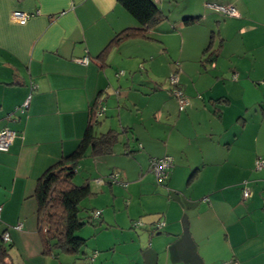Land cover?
Here are the masks:
<instances>
[{
	"label": "crops",
	"instance_id": "obj_1",
	"mask_svg": "<svg viewBox=\"0 0 264 264\" xmlns=\"http://www.w3.org/2000/svg\"><path fill=\"white\" fill-rule=\"evenodd\" d=\"M206 3L233 5L239 18ZM158 6L164 10L166 3ZM194 8L158 24L151 39L112 47L103 59L113 37L136 26L117 0H0V131L16 135L0 153V244L7 262L264 264V167L255 170L264 159V0H194ZM14 11L32 17L19 25ZM183 17L200 21L184 27ZM213 34L223 40L219 56L201 64ZM85 57L87 65L80 63ZM175 73L188 102L183 111L170 92ZM29 95L27 109L16 111ZM93 105L103 109L94 131L119 137L110 155L80 163L82 183L93 187L97 202L83 210L101 213L96 235L119 197L124 227L132 221L141 227L96 237L89 253L44 256L37 181L76 148ZM164 156L173 167L158 184L149 162ZM110 174L119 184L108 183ZM157 223L163 226L152 233ZM5 233L9 241L2 243Z\"/></svg>",
	"mask_w": 264,
	"mask_h": 264
},
{
	"label": "trees",
	"instance_id": "obj_2",
	"mask_svg": "<svg viewBox=\"0 0 264 264\" xmlns=\"http://www.w3.org/2000/svg\"><path fill=\"white\" fill-rule=\"evenodd\" d=\"M117 3L133 18L136 26L116 34L101 52L99 57L103 59L112 47L128 39H151L150 31L158 24L168 20V17L162 13L153 0H117ZM199 21L200 17H183L181 24L184 27H190ZM222 41L219 34H213L210 37L201 64L212 65L215 63L222 47ZM100 109L94 105L89 109L87 126L76 148L49 167L37 181L33 197L37 206V232L44 256L54 255L57 257L59 254L75 255L79 253L85 246L86 240L76 237L75 233L86 224L93 226L102 224V221H99L101 214L99 211H92L85 217L80 216V203L94 194L90 190L88 181L79 185L72 181L82 160L108 156L118 142L119 133L113 130L100 134L94 131L97 113ZM110 176L111 174L108 177ZM108 183L111 184L110 181ZM95 212H99L97 217L93 216ZM134 222L132 221L131 224L133 229L139 228L134 226ZM152 231L154 233L158 230L152 229ZM9 257L7 249L0 244V264H10L7 262Z\"/></svg>",
	"mask_w": 264,
	"mask_h": 264
},
{
	"label": "built area",
	"instance_id": "obj_3",
	"mask_svg": "<svg viewBox=\"0 0 264 264\" xmlns=\"http://www.w3.org/2000/svg\"><path fill=\"white\" fill-rule=\"evenodd\" d=\"M205 7L225 17H230V18L239 17L238 12L233 5L206 4ZM31 17H32L31 14L19 12V11H14L11 14L12 20L15 21L19 25H24ZM80 63L83 65H87L88 64L87 57L81 59ZM177 76H178L177 73L172 74L170 76L169 83L172 87L170 92L177 102L178 110L183 111L184 108L188 105V102H187L186 97L182 93V91L178 88V77ZM34 89H35V86L32 85L30 87V91ZM29 98H30V95L27 97V100L22 104V106L16 109V111L23 113L27 109ZM102 111L103 109L101 108L97 116L100 115ZM15 137H16L15 133L11 130L3 129L0 131V153H5L8 151ZM172 167H173V159L169 156H164V157L157 158V159H151L149 162V171L154 175L155 180L158 184L164 183V181L168 178L169 171L171 170ZM263 167H264V159L259 158L255 162V170L259 171ZM108 179L112 184H119L117 174L111 175ZM96 183L98 185H101L103 181L97 180ZM122 185L125 186V184H122ZM242 196L244 198L248 196L247 189L243 191ZM98 215H99V212H95L93 214L94 217H97ZM134 226L141 227V223L139 221H135ZM162 226H163V223H157V225L154 226V229L159 230ZM20 228H21V225H18L17 227H15L16 230H20ZM1 241L3 243H7L9 241V237L7 233L2 235Z\"/></svg>",
	"mask_w": 264,
	"mask_h": 264
},
{
	"label": "rangeland",
	"instance_id": "obj_4",
	"mask_svg": "<svg viewBox=\"0 0 264 264\" xmlns=\"http://www.w3.org/2000/svg\"><path fill=\"white\" fill-rule=\"evenodd\" d=\"M153 2H155V4L157 6L161 5L163 3H166V6H165L164 10H161V11H162L163 14H165L168 17L169 20H173L175 15L178 17L179 14L181 12H184L185 10L195 9L194 8V0H172L171 3H170V8L169 9L166 8L168 6L167 5L168 1L166 2V0L165 1H163V0H153ZM247 2L249 3V0H247ZM244 4L246 6H248L246 4V2ZM204 7H205V5H204ZM170 11H171V13H170ZM179 18H181V17H179ZM226 18H229V17H226ZM168 81L170 82V77L168 78ZM112 160H114V159H112ZM83 161H86V163H87L90 160L88 158H85L80 163H83ZM81 165L82 164H79V167L77 168V173L73 176V179H72L73 183L76 184V185L81 184L83 182L82 181L83 178H86L85 174H82L81 172H78ZM91 190H93L92 186H91ZM108 195L109 194L107 193L105 195V197H107ZM94 199L95 198H93V196H90V197L85 198L80 203V205H79L80 213L79 214H80L81 217L86 216V214H87V211L84 212L83 209L87 210L88 208H90V206H92V204L97 203V202L94 201ZM97 199L101 200V198H97ZM115 200H116V202H114V205L116 206V209L112 210L111 207L108 208L107 209L108 211L105 212V214H104L105 219H102L103 220V226H105V230L104 231L102 229V231L98 232L95 235V232L98 229H95L93 225L86 224L81 230H79V231H77L75 233L76 237H79V238H82V239L86 240L85 247L82 248L83 251L89 253L92 250L91 248H92V246L95 243V238L96 237H108V239H111V234L110 233H114V235H124V233H126V231H129V230H133V231L137 230V231H139L140 227L137 228V229H133V227L131 226L132 223L130 224L129 228L128 227L127 228L124 227L126 225V222H127V225H128V221L126 219V213L123 211L124 208L120 207V202H121V204L122 203L124 204V199L116 197ZM101 203L105 204V199L104 198H102V202Z\"/></svg>",
	"mask_w": 264,
	"mask_h": 264
},
{
	"label": "clouds",
	"instance_id": "obj_5",
	"mask_svg": "<svg viewBox=\"0 0 264 264\" xmlns=\"http://www.w3.org/2000/svg\"><path fill=\"white\" fill-rule=\"evenodd\" d=\"M2 242V241H1ZM3 243V242H2Z\"/></svg>",
	"mask_w": 264,
	"mask_h": 264
}]
</instances>
